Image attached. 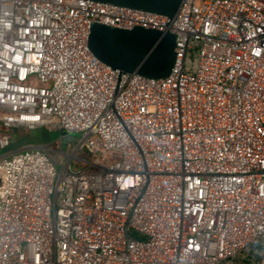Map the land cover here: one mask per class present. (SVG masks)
<instances>
[{
    "label": "built area",
    "instance_id": "built-area-1",
    "mask_svg": "<svg viewBox=\"0 0 264 264\" xmlns=\"http://www.w3.org/2000/svg\"><path fill=\"white\" fill-rule=\"evenodd\" d=\"M95 24L171 33L170 73L102 63ZM40 128L0 157V264H264V0H0V151Z\"/></svg>",
    "mask_w": 264,
    "mask_h": 264
},
{
    "label": "water",
    "instance_id": "water-1",
    "mask_svg": "<svg viewBox=\"0 0 264 264\" xmlns=\"http://www.w3.org/2000/svg\"><path fill=\"white\" fill-rule=\"evenodd\" d=\"M118 6L161 14L173 19L183 0H94ZM88 47L102 63L125 73H135L147 78L166 77L175 58V37L171 33L135 28L131 31L114 29L104 25L92 26ZM14 137L1 156L26 148L50 145L65 135L63 132H48L43 128L26 133L23 129L12 130ZM23 135V136H20Z\"/></svg>",
    "mask_w": 264,
    "mask_h": 264
},
{
    "label": "rangeland",
    "instance_id": "rangeland-1",
    "mask_svg": "<svg viewBox=\"0 0 264 264\" xmlns=\"http://www.w3.org/2000/svg\"><path fill=\"white\" fill-rule=\"evenodd\" d=\"M72 137H78L77 135H71ZM13 140H15V137L14 136H12V141ZM62 144H63V150L65 151V152H67L68 151V148H67V139L66 138H64V139H62ZM52 150H57L58 149V145H56V144H52V145H50L49 146ZM65 160V158L64 157H60L59 158V161L60 162H63Z\"/></svg>",
    "mask_w": 264,
    "mask_h": 264
},
{
    "label": "trees",
    "instance_id": "trees-1",
    "mask_svg": "<svg viewBox=\"0 0 264 264\" xmlns=\"http://www.w3.org/2000/svg\"><path fill=\"white\" fill-rule=\"evenodd\" d=\"M20 136H23V135H20ZM16 138H19V137H15V139H16Z\"/></svg>",
    "mask_w": 264,
    "mask_h": 264
}]
</instances>
